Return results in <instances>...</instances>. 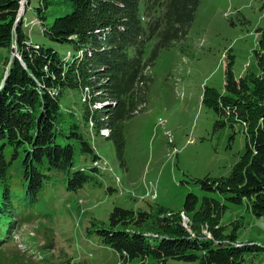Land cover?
<instances>
[{
	"label": "trees",
	"instance_id": "obj_1",
	"mask_svg": "<svg viewBox=\"0 0 264 264\" xmlns=\"http://www.w3.org/2000/svg\"><path fill=\"white\" fill-rule=\"evenodd\" d=\"M20 1L0 0V48L9 53L0 86V141L11 146V155L18 158L26 181L24 194L30 203L55 171L66 174V188L71 191L87 182L101 183L97 178L99 156L84 139L74 111L61 107L58 100L63 91L76 88L82 93L86 89L83 95L91 98L93 106L101 100L113 102L94 110L86 98H80L84 121L92 123L96 134L108 128L110 134L106 137L113 139L117 156L122 159V122L137 112L134 110L145 108L142 104L146 103L149 77L144 71L162 49L183 41L199 0H38L34 8L36 24L49 40L69 44V55L32 42L24 14L15 24ZM61 2L67 11L46 24V10ZM26 3L29 5V0ZM258 33V50L254 53L262 73L246 71L235 78L230 70L231 59L224 94L206 88L201 98L202 104L223 116L216 120V126L246 123L245 151L227 176L192 180L203 191L226 194L225 199L232 204L245 203L253 215L260 217L264 216V29ZM152 39V48L144 58ZM79 51L80 56L76 55ZM68 139L78 141L80 152L90 156L91 166H73L75 147ZM10 164L1 153L0 264H41L25 257L19 249L17 253V247L11 245L9 232L16 220L7 175ZM226 209L218 199H199L187 193L177 212L160 205H149L146 210L114 206L108 225L93 220L89 231L117 253L116 264L134 259L141 264L145 259L164 264L168 258L197 264H244L247 254L263 247L248 242L233 245L239 222H232L233 229L225 233V225L219 224ZM182 211L190 217L193 236L181 226ZM203 226H207L210 237L202 233Z\"/></svg>",
	"mask_w": 264,
	"mask_h": 264
},
{
	"label": "rangeland",
	"instance_id": "obj_2",
	"mask_svg": "<svg viewBox=\"0 0 264 264\" xmlns=\"http://www.w3.org/2000/svg\"><path fill=\"white\" fill-rule=\"evenodd\" d=\"M26 4V0L20 1L15 24L24 14L32 42L52 47L63 55L67 51L69 55L72 51L69 44L49 40L36 24L34 8L38 0ZM67 9L62 2L53 3L46 10V24ZM259 29H264V0H199L194 21L183 41L162 49L144 71L149 77L146 103L142 104L145 108L134 110L137 112L122 122V159L117 156L113 139L106 137L109 129L101 128L96 134L92 123L82 118L81 96L86 98L90 109L96 107L91 98L83 95L87 90L81 93L76 88L65 89L58 101L62 108L74 111L80 122L79 130L99 156V184L91 181L71 191L66 188V174L55 171L37 192L34 202L28 203L18 158L11 155V146L0 141V154L11 162L7 175L16 223L9 233L17 253L19 249L25 257L41 264H68L67 259L69 264H116L117 253L89 231L93 220L107 226L114 206L146 210L149 205H160L177 212L182 209L186 194L193 193L199 199L209 196L226 204L219 225H225V233H230L231 223L237 220V239L233 245L248 242L263 247L247 254L244 264H264V216L253 215L245 203H230L226 194L203 191L192 180L227 176L245 151L246 123L216 126V120L223 116L202 104L201 98L206 88L224 94L226 68L231 59L230 70L235 78L246 71L262 73L254 53L258 50ZM153 42L154 39L148 41L144 58ZM6 51L0 48V86L8 67L4 62L9 54ZM76 55L80 56V51ZM107 102L113 103L101 100L96 104L102 107ZM68 141L75 147L73 166H91L90 156L80 152L78 141ZM179 213L181 226L191 233L190 217L183 211ZM202 233L211 236L207 226H203ZM127 264L141 261L134 259ZM144 264L159 263L145 259ZM164 264L197 262L168 258Z\"/></svg>",
	"mask_w": 264,
	"mask_h": 264
},
{
	"label": "built area",
	"instance_id": "obj_3",
	"mask_svg": "<svg viewBox=\"0 0 264 264\" xmlns=\"http://www.w3.org/2000/svg\"><path fill=\"white\" fill-rule=\"evenodd\" d=\"M95 106H96V107H100V105H99V104H95V105H94V107H95ZM95 164H96V162H95Z\"/></svg>",
	"mask_w": 264,
	"mask_h": 264
}]
</instances>
